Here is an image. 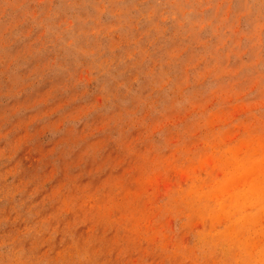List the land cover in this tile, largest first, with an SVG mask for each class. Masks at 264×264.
Wrapping results in <instances>:
<instances>
[{"label": "rangeland", "instance_id": "obj_1", "mask_svg": "<svg viewBox=\"0 0 264 264\" xmlns=\"http://www.w3.org/2000/svg\"><path fill=\"white\" fill-rule=\"evenodd\" d=\"M0 264H264V0H0Z\"/></svg>", "mask_w": 264, "mask_h": 264}]
</instances>
